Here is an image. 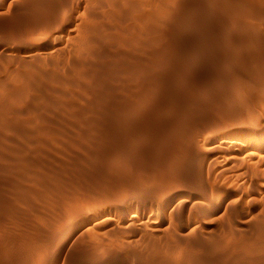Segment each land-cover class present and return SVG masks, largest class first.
<instances>
[{
    "label": "rangeland",
    "instance_id": "1",
    "mask_svg": "<svg viewBox=\"0 0 264 264\" xmlns=\"http://www.w3.org/2000/svg\"><path fill=\"white\" fill-rule=\"evenodd\" d=\"M0 108V264L264 263V0H0Z\"/></svg>",
    "mask_w": 264,
    "mask_h": 264
},
{
    "label": "bare ground",
    "instance_id": "2",
    "mask_svg": "<svg viewBox=\"0 0 264 264\" xmlns=\"http://www.w3.org/2000/svg\"><path fill=\"white\" fill-rule=\"evenodd\" d=\"M95 2H96V1H95ZM112 2H114V1H112ZM110 3H111V2H110ZM125 8H126V7H125ZM122 9H124V8H122ZM135 9H136V8H135ZM124 10H125V9H124ZM126 10H127V9H126ZM119 11H120V10H119ZM132 11H133V10H132ZM123 13H124V12L122 11V14H123ZM148 13H149V12H148ZM169 14H170V13H169ZM120 18H121V17H120ZM152 18H153V17H152ZM149 19H150V18H149ZM172 19H173V18H172ZM151 20H153V19H151ZM224 22H225V21H224ZM183 24H184V23H183ZM203 24H204V23H203ZM146 25H147V24H146ZM185 25H186V24H185ZM94 26H95V25H94ZM147 26H148V25H147ZM189 28H190V27H189ZM191 28H192V27H191ZM93 29H94V28H93ZM185 30H186V29H185ZM188 30H189V29H188ZM100 33H101V32H100ZM103 33H104V32H103ZM186 33H187V32H186ZM167 34H168V33H167ZM171 35H173V34H171ZM96 36H97V35H96ZM199 37H200V36H199ZM218 37H219V36H218ZM135 38H136V37H135ZM209 38H210V37H209ZM100 39H101V38H100ZM174 39H175V38H174ZM147 40H148V39H147ZM92 41H93V39H92ZM97 41H98V40H97ZM103 42H104V41H103ZM128 42H130V41H128ZM134 42H135V41H134ZM240 42H241V41H240ZM105 43H106V42H105ZM147 44H148V43H147ZM166 44H167V43H166ZM95 45H96V44H95ZM228 45H229V44H228ZM89 46H90V45H89ZM153 46H154V45H153ZM91 47H92V46H91ZM94 47H95V46H94ZM103 47H104V46H103ZM137 47H138V46H137ZM169 47H170V46H169ZM87 48H88V47H87ZM95 48H96V47H95ZM85 49H86V48H85ZM89 49H90V48H89ZM100 49H101V48H100ZM100 49H99V51H97V52H102L105 48H104L103 50H101V51H100ZM164 50H165V49H164ZM179 50H180V49H179ZM104 51L106 52L107 50H104ZM131 51H132V50H131ZM159 51H161V50H159ZM186 51H187V50H186ZM83 52H84V51H83ZM89 52H91V51H89ZM94 52H96V51H94ZM105 52H104V53H105ZM133 52H134V51H133ZM133 52H132V53H133ZM154 52H155V51H154ZM85 53H86V52H85ZM92 53H93V51H92ZM167 53H168V52H167ZM229 53H230V52H229ZM99 54H100V53H99ZM150 54H151V53H150ZM150 54H149V55H150ZM158 54H159V53H157V55H158ZM222 54H223V53H222ZM222 54H221V55H222ZM102 55H103V54H102ZM115 55H116V54H115ZM121 56H122V55H121ZM164 56H165V55H164ZM124 57H125V56H124ZM156 57H157V56H156ZM156 57H155V58H156ZM158 57H160V56L158 55ZM167 57H168V56H167ZM188 57H189V56H188ZM133 58H134V57H133ZM163 58H164V57H163ZM236 58H237V57H236ZM240 58H241V57H240ZM134 59H135V58H134ZM152 59H153V58H152ZM158 59H160V58H158ZM164 59H165V58H164ZM214 59H215V58H214ZM228 59H229V58H228ZM129 60H130V59H129ZM131 60H133V59H131ZM155 60H157V59H155ZM187 60H188V59H187ZM135 61H136V60H135ZM164 61H165V60H164ZM193 61H194V60H193ZM146 62H147V61H146ZM149 62H150V61H149ZM153 62H154V60H153ZM159 62H160V61H159ZM232 62H233V61H232ZM73 63H74V62H73ZM130 63H131V61H130ZM130 63H129V65L131 66ZM156 63H157V62H156ZM238 63H239V62H238ZM93 64H94V63H93ZM133 64H134V63H133ZM142 64H143V63H142ZM168 64H169V63H168ZM91 65H92V64H91ZM110 65H111V64H110ZM120 65H121V64H120ZM129 65H124V67H122V69H123V70H127V71L130 72V73H131V71H133V73H135V71H142V70H143L142 67L144 66V65H143V66L141 65L142 67H139V66H138L139 68H137V69L134 67V70H132V69L129 67ZM183 65H184V64H183ZM108 66H109V65H108ZM127 66H128V67H127ZM148 66H149V64H148ZM158 66H159V64H158ZM88 67H90V66H88ZM114 67H115V66H114ZM132 67H133V66H132ZM161 67H162V64H161L160 68H161ZM171 67H172V66H171ZM183 67H184V66H183ZM191 67H192V66H191ZM147 68H148V67H147ZM157 68H158V67H157ZM157 68H156V69H157ZM188 68H189V67H188ZM79 69H80V68H79ZM85 69H86V68H85ZM87 69H88V68H87ZM87 69H86V70H87ZM90 69H91V68H90ZM92 69H93V67H92ZM92 69H91V70H92ZM111 69H112V68H111ZM119 69H120V68H119ZM180 69H181V68H180ZM191 69H192V68H191ZM88 70H89V69H88ZM113 70H114V69H113ZM115 70H116V69H115ZM120 70H121V69H120ZM120 70H118V71H120ZM152 70H153V69H152ZM89 71H90V70H89ZM148 71H149V70H148ZM158 71H159V70H158ZM165 71H166V70H165ZM177 71H178V70H177ZM179 71H180V70H179ZM86 72H87V71H86ZM92 72H93V71H92ZM92 72H91V73H92ZM106 72H107V71H106ZM128 72H127V73H128ZM142 72H143V71H142ZM161 72H162V70H161ZM16 73H17V72H16ZM88 73H89V72H88ZM108 73H109V72H108ZM108 73H107V74H108ZM114 73H115V72H114ZM124 73H125V72H124ZM23 74H24V73H23ZM74 74H75V73H74ZM84 74H85V73H83V75H84ZM93 74H94V73H93ZM128 74H129V73H128ZM131 74H132V73H131ZM178 74H179V73H178ZM193 74H194V73H193ZM96 75H97V74H96ZM109 75H110V74H108V76H109ZM111 75H114V74L111 73ZM111 75H110V76H111ZM115 75H116V74H115ZM117 75H118V73H117ZM133 75H134V74H133ZM133 75H132V76H133ZM156 75H157V74H156ZM29 76H30V75H29ZM48 76H49V75H48ZM58 76H59V75H58ZM70 76H71V75H70ZM74 76H75V75H74ZM91 76H92V75H91ZM94 76H95V75H94ZM97 76H98V75H97ZM99 76H100V75H99ZM108 76H106V77L108 78ZM110 76H109V77H110ZM129 76H130V75H129ZM161 76H162V75H161ZM177 76H178V75H177ZM177 76H176V77H177ZM59 77H60V76H59ZM106 77H105V78H106ZM133 77H134V76H133ZM137 77H138V76H137ZM174 77H175V76H174ZM183 77H184V76H183ZM112 78H113V77H112ZM114 78H115V77H114ZM114 78H113V79H114ZM118 78H119V77H118ZM123 78H124V77H123ZM152 78H153V77H152ZM113 79H112V80H113ZM119 79H120V78H119ZM127 79H128V78H127ZM27 80H28V79H27ZM56 80H57V79H56ZM95 80H97V79H95ZM100 80H101V79H100ZM110 80H111V79H110ZM112 80H111V81H112ZM153 80H154V79H153ZM178 80H179V79H178ZM102 81H103V80H102ZM155 81H156V80H155ZM157 81H158V80H157ZM185 81H187V80H185ZM256 81H257V80H256ZM31 82H32V81H31ZM99 82H100V81H99ZM99 82H98V83H99ZM104 82H105V81H104ZM113 82H114V80H113ZM140 82H141V81H140ZM160 82H161V81H160ZM167 82H168V81H167ZM23 83H24V82H23ZM87 83H88V82H87ZM95 83H96V85H97V82H95ZM105 83H106V82H105ZM129 83H130V82H129ZM129 83H128V84H129ZM132 83H133V82H132ZM132 83H131V84H132ZM148 83H149V82H148ZM153 83H154V82H153ZM178 83H179V82H178ZM32 84H33V83H32ZM122 84H123V82H122ZM131 84H130V86H131ZM136 84H137V83H136ZM166 84H167V83H166ZM104 85H105V84H104ZM104 85H103V87H104ZM145 85H147V84H145ZM149 85H150V84H149ZM81 86H82V85H81ZM85 86H86V85H85ZM97 86H98V85H97ZM99 86H100V84H99ZM112 86H113V84H112ZM112 86H111V89H112ZM123 86H126V85H123ZM140 86H141V85H140ZM142 86H143V85H142ZM142 86H141V87H142ZM19 87H20V86H19ZM100 87H102V86H100ZM108 87H109V86H107V88H108ZM126 87H127V86H126ZM145 87H146V86H145ZM7 88H8V87H7ZM78 88H79V87H78ZM89 88H90V87H89ZM98 88H99V87H98ZM131 88H132V87H131ZM60 89H61V88H60ZM74 89H75V88H74ZM85 89H86V88H85ZM109 89H110V88H108V90H109ZM32 90H33V89H32ZM50 90H51V89H50ZM90 90H91V89H90ZM104 90L108 91V90L106 89V85H105V89L103 88V91H104ZM114 90H115V89H114ZM117 90H118V89H117ZM124 90H125V89H124ZM158 90H159V89H158ZM12 91H13V90H12ZM111 91H112V90H111ZM194 91H195V90H194ZM104 92H105V91H104ZM161 92H162V91H161ZM56 93H57V92H56ZM76 93H77V92H76ZM89 93H90V92H89ZM145 93H146V92H145ZM163 93H164V92H163ZM163 93H162V94H163ZM170 93H171V92H170ZM1 94H2V93H1ZM19 94H20V93H19ZM25 94H26V93H25ZM73 94H74V93H73ZM106 94H107V93H106ZM173 94H174V93H173ZM13 95H14V94H13ZM81 95H82V94H81ZM111 95H112V94H111ZM135 95H136V94H135ZM182 95H183V94H182ZM185 95H186V94H185ZM25 96H26V95H25ZM68 96H69V95H68ZM85 96H86V95H85ZM137 96H138V95H137ZM144 96H145V95H144ZM99 97H100V96H99ZM103 97H104V95H103ZM132 97H133V96H132ZM148 97H149V96H148ZM170 97H171V96H170ZM176 97H177V96H176ZM176 97H175V98H176ZM19 98H20V97H19ZM73 98H74V97H73ZM86 98H87V97H86ZM93 98H94V97H93ZM164 98H165V97H164ZM99 99H100V98H98V100H99ZM148 99H149V98H148ZM154 99H155V98H154ZM159 99H160V98H159ZM57 100H58V99H57ZM74 100H75V99H74ZM113 100H114V99H113ZM143 100H144V99H143ZM161 100H162V99H161ZM167 100H168V99H167ZM91 101H92V100H91ZM95 101H97V100H95ZM109 101H110V100H109ZM153 101H154V100H153ZM172 101H173V100H172ZM49 102H50V101H49ZM68 102H69V101H68ZM68 102H67V103H68ZM111 102H112V101H111ZM111 102H109V103H111ZM144 102H145V101H144ZM149 102H150V101H149ZM72 103H73V102H72ZM92 103H93V102H92ZM181 103H182V102H181ZM51 104H52V102H51ZM99 104H100V102H99ZM122 104H123V103H122ZM137 104H138V103H137ZM160 104H161V103H160ZM184 104H185V103H184ZM59 105H60V104H59ZM114 105H116V104H114ZM120 105H121V104H120ZM126 105H127V104H126ZM131 105H132V104H131ZM64 106H65V105H64ZM92 106H93V105H92ZM107 106H108V104H107ZM117 106H118V105H117ZM145 106H147V105H145ZM149 106H150V105H149ZM162 106H163V105H162ZM51 107H52V106H51ZM75 107H76V106H75ZM109 107L111 108V106H109ZM122 107H123V106H122ZM128 107H129V106H128ZM131 107H132V106H131ZM27 108H28V107H27ZM105 108H106V107H105ZM123 108H125V107H123ZM0 109H1V108H0ZM68 109H69V108H68ZM93 109H94V107H93ZM126 109H127V108H126ZM130 109H131V108H130ZM130 109H129V111H130ZM133 109H134V108H133ZM164 109H165V108H164ZM184 109H185V108H184ZM35 110H36V109H35ZM38 110H39V109H38ZM48 110H49V109H48ZM50 110H51V109H50ZM106 110H107V109H106ZM119 110H120V109H119ZM124 110H125V109H124ZM127 110H128V109H127ZM39 111H40V110H39ZM45 111H46V110H45ZM45 111H44V112H45ZM83 111H85V109H84ZM121 111H122V110H121ZM139 111H140V110H139ZM141 111H142V110H141ZM159 111H160V110H159ZM12 112H13V110H12ZM74 112H75V111H74ZM117 112H118V111H117ZM134 112H135V111H134ZM150 112H151V111H150ZM153 112H154V111H153ZM183 112H184V111H183ZM41 113H42V112H41ZM105 113H106V112H105ZM108 113H109V112H108ZM120 113H121V112H120ZM124 113H125V112H124ZM126 113H127V112H126ZM42 114H43V113H42ZM66 114H67V113H66ZM80 114H81V113H80ZM98 114H99V113H98ZM101 114H102V113H101ZM109 114H110V113H109ZM148 114H149V113H148ZM150 114H151V113H150ZM37 115H38V114H37ZM82 115H83V114H82ZM82 115H81V116H82ZM84 115H85V114H84ZM118 115H119V114H118ZM132 115H133V114H132ZM156 115H157V114H156ZM175 115H176V114H175ZM40 116H41V115H40ZM40 116H39V117H40ZM49 116H50V114H49ZM150 116H151V115H150ZM32 117H33V116H32ZM121 117H122V116H121ZM157 117H158V116H157ZM5 118H6V117H5ZM25 118H26V117H25ZM96 118H97V117H96ZM136 118H137V117H136ZM141 118H142V117H141ZM46 119H47V118H46ZM89 119H90V118H89ZM170 119H171V118H170ZM33 120H34V119H33ZM38 120H39V119H38ZM53 120H54V119H53ZM86 120H87V119H86ZM91 120H93V119H91ZM110 120H111V122H112V119H110ZM133 120H134V119H133ZM17 121H18V120H17ZM87 121H89V120H87ZM117 121H118V120H117ZM164 121H166V120H164ZM91 122H93V121H91ZM109 122H110V121H109ZM109 122H108V123H109ZM113 122H114V120H113ZM160 122H161V120H160ZM8 123H9V121H8ZM45 123H46V122H45ZM87 123H88V122H87ZM78 124H80V123H78ZM90 124H91V123H90ZM111 124H112V123H111ZM97 125H98V124H97ZM147 125H148V124H147ZM151 125H152V124H151ZM10 126H11V125H9L8 127H10ZM40 126H41V125H40ZM98 126H99V125H98ZM123 126H124V125H123ZM131 126H132V125H131ZM180 126H181V125H180ZM11 127H12V126H11ZM14 127H17V126H14ZM93 127H94V126H93ZM133 127H134V126H133ZM12 128H13V127H12ZM12 128H10V129H12ZM17 128H18V127H17ZM70 128H71V127H70ZM79 128H80V127H79ZM109 128H110V127H109ZM170 128H171V127H170ZM13 129H15V128H13ZM19 129H20V128H19ZM19 129H18V130H19ZM121 129H122V128H121ZM16 130H17V129H16ZM20 130H21V129H20ZM39 130H40V128H39ZM44 131H45V130H44ZM46 131H47V130H46ZM116 131H117V130H116ZM15 132H18V133H19L20 131H15ZM22 132H23V131H22ZM22 132H21V133H22ZM51 132H52V131H51ZM69 132H70V131H69ZM125 132H126V131H125ZM174 132H175V131H174ZM180 132H181V131H180ZM122 133H124V132H122ZM165 133H166V132H165ZM28 134H29V133H28ZM125 134H126V133H125ZM6 135H7V134H6ZM19 135H20V134H19ZM111 135H112V134H111ZM111 135H110V136H111ZM165 135H166V134H165ZM22 136H23V135H22ZM38 136H39V135H38ZM92 137H93V136H92ZM54 138H55V137H54ZM101 138H102V137H101ZM80 139H81V138H80ZM3 140H4V139H3ZM44 141H45V140H44ZM53 141H54V140H53ZM13 142H14V141H13ZM32 142H33V141H32ZM48 142H49V141H48ZM59 142H60V141H59ZM64 142H65V141H64ZM113 142H114V141H113ZM164 142H165V141H164ZM28 143H29V142H28ZM60 143H61V142H60ZM123 143H124V142H123ZM184 143H185V142H184ZM124 144H125V143H124ZM158 144H159V143H158ZM190 145H191V144H190ZM131 146H133V145H131ZM182 146H183V145H182ZM184 146H185V145H184ZM184 146H183V147H184ZM55 147H56V146H55ZM76 147H77V146H76ZM20 148H21V147H20ZM62 148H63V147H62ZM60 149H61V148H60ZM69 149H70V148H69ZM117 149H118V148H117ZM162 149H163V148H162ZM12 150H13V149H12ZM34 150H35V148H34ZM202 150H203V149H202ZM77 151H78V150H77ZM125 151H126V150H125ZM127 151H128V150H127ZM65 152H66V151H65ZM68 152H69V151H68ZM175 152H176V151H175ZM254 152H255V151H254ZM46 153H47V152H46ZM181 153H182V152H181ZM16 154H17V153H16ZM3 155H4V154H3ZM80 155H81V154H80ZM254 155H255V154H254ZM254 155H253V156H254ZM4 156H5V155H4ZM4 156H3V157H4ZM133 157H134V156H133ZM250 157H251V156H250ZM44 158H45V157H44ZM182 158H183V157H182ZM252 158H253V157H252ZM6 159H7V158H6ZM86 159H87V158H86ZM135 159H136V158H135ZM176 160H177V159H176ZM241 161H242V160H241ZM28 162H29V161H28ZM33 162H34V161H33ZM131 162H132V161H131ZM36 163H37V162H36ZM78 163H79V162H78ZM27 164H28V163H27ZM172 164H174V163L172 162ZM191 164H192V163H191ZM31 165H32V164H31ZM46 165H47V164H46ZM84 166H85V165H84ZM1 167H2V166H1ZM24 167H25V166H24ZM28 167H29V166H28ZM28 167H27V168H28ZM191 167H192V166H191ZM20 168H21V167H20ZM69 168H71V167H69ZM109 168H110V167H109ZM47 169H48V168H47ZM175 169H176V168H175ZM180 169H181V168H180ZM102 170H103V169H102ZM14 171H15V170H14ZM22 171H23V170H22ZM27 171H28V170H27ZM27 171H26V172H27ZM109 171H110V170H109ZM174 171H175V170H174ZM17 172H18V171H17ZM57 172H58V171H57ZM107 172H108V171H107ZM76 173H77V172H76ZM19 174H20V173H19ZM63 174H64V173H63ZM106 174H107V173H106ZM111 175H112V174H111ZM114 175H115V174H114ZM82 176H83V175H82ZM174 176H175V174H174ZM19 177H20V176H19ZM59 177H61V176H59ZM101 178H102V177H101ZM104 178H105V177H104ZM152 181H153V180H152ZM7 182H8V181H7ZM133 182H134V181H133ZM144 182H145V181H144ZM4 186H5V185H4ZM21 192H22V191H21ZM13 195H14V194H13ZM68 202H69V201H68ZM9 203H10V202H9ZM73 206H74V205H73ZM75 208H76V207H75ZM62 210H63V209H62ZM77 210H78V209H77ZM6 212H7V211H6ZM130 217H132V216H130ZM130 220H131V219H130ZM58 238H59V237H58ZM52 239H53V238H52ZM45 240H46V239H45ZM57 241H58V240H57ZM150 244H151V243H150ZM156 250H157V249H156ZM78 256H79V255H78ZM81 256H82V255H81ZM134 256H135V255H134ZM48 257H49V256H48ZM84 257H85V256H84ZM236 257H237V256H236ZM45 258H46V257H45ZM76 258H77V257H76ZM79 258H80V257H79ZM81 258H82V257H81ZM213 258L215 259V257H212V258H210V259H212V261H213ZM83 259H84V258H83ZM218 259H219V258H218ZM47 260H48V259H47ZM161 260H162V259H161ZM215 260H217V257H216ZM215 260H214V261H215ZM89 261H90L91 263H98V261L96 262V261L94 260V257H91ZM105 261H106V260H105ZM200 261H201V260H200ZM212 261H211V262H212ZM214 261H213V263H216V264H217L218 261H215V262H214ZM258 261H259V260H258ZM108 262H110V261L108 260ZM204 262H205V261H204ZM207 262H208V261H207ZM106 263H107V262H106ZM218 263H219V262H218ZM262 263H263V262H262ZM107 264H108V263H107ZM111 264H112V263H111ZM166 264H167V263H166ZM168 264H169V263H168ZM263 264H264V263H263Z\"/></svg>",
    "mask_w": 264,
    "mask_h": 264
}]
</instances>
